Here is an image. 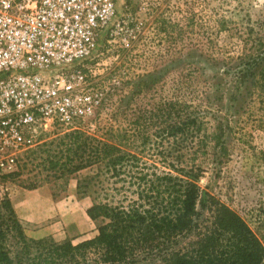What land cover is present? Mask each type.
<instances>
[{
  "label": "rangeland",
  "instance_id": "rangeland-1",
  "mask_svg": "<svg viewBox=\"0 0 264 264\" xmlns=\"http://www.w3.org/2000/svg\"><path fill=\"white\" fill-rule=\"evenodd\" d=\"M263 18L264 0H118L117 17L91 63L95 113L73 129L38 126L34 145L16 152V169L0 171V200L8 195L27 236L78 244L94 238L103 224L87 210L105 193L78 186L90 170L37 179L45 141L73 130L110 138L120 132L130 136L127 150L137 152V107L178 95L201 104L208 120L215 125L217 118L225 128L199 152L203 192L239 213L264 242V94L250 86L237 91L232 78L244 50L241 36ZM36 182L42 185L32 188ZM114 186L120 184L110 183L109 194H116ZM132 264L165 263L148 255Z\"/></svg>",
  "mask_w": 264,
  "mask_h": 264
},
{
  "label": "trees",
  "instance_id": "trees-1",
  "mask_svg": "<svg viewBox=\"0 0 264 264\" xmlns=\"http://www.w3.org/2000/svg\"><path fill=\"white\" fill-rule=\"evenodd\" d=\"M241 37L234 85L264 94V18ZM143 92L141 87L137 95ZM150 106L137 107V152L127 150L130 136L120 132L110 138L73 130L42 144L37 179L90 170L78 186L105 193L87 210L103 224L78 244L30 238L6 195L0 200V264H132L148 255L165 264H264V242L254 229L199 184V152L220 137L222 121L214 118L213 125L201 104L178 95ZM217 144L226 154L221 138ZM110 183L120 184L112 188L115 195L107 192Z\"/></svg>",
  "mask_w": 264,
  "mask_h": 264
},
{
  "label": "built area",
  "instance_id": "built-area-1",
  "mask_svg": "<svg viewBox=\"0 0 264 264\" xmlns=\"http://www.w3.org/2000/svg\"><path fill=\"white\" fill-rule=\"evenodd\" d=\"M118 0H0V171L45 122L77 128L95 113L94 53Z\"/></svg>",
  "mask_w": 264,
  "mask_h": 264
}]
</instances>
